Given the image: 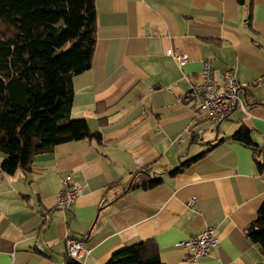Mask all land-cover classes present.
I'll use <instances>...</instances> for the list:
<instances>
[{"label":"crops","instance_id":"obj_1","mask_svg":"<svg viewBox=\"0 0 264 264\" xmlns=\"http://www.w3.org/2000/svg\"><path fill=\"white\" fill-rule=\"evenodd\" d=\"M94 4L95 46L89 68L73 76L71 117L85 119L101 142L57 144L37 154L30 171L0 168V264H64L70 237L83 241L82 264H104L146 238L165 264L264 263L247 235L264 200V171L251 148L226 139L244 124L264 150V0ZM168 48L187 61L177 63ZM206 59L220 84L229 70L249 85L238 91L245 111L234 109L216 127L189 97ZM142 168L161 182L130 188ZM62 178L81 189L71 209L56 206ZM207 226L219 244L189 259L178 242Z\"/></svg>","mask_w":264,"mask_h":264},{"label":"trees","instance_id":"obj_2","mask_svg":"<svg viewBox=\"0 0 264 264\" xmlns=\"http://www.w3.org/2000/svg\"><path fill=\"white\" fill-rule=\"evenodd\" d=\"M251 5L249 1V9ZM95 41L94 0H0L3 172L30 171L37 154L50 152L60 143L85 138L101 142L100 132L91 131L85 119L71 117L73 76L89 68ZM196 138L193 132L191 141ZM226 139L251 148L259 172L264 171V150L253 141L250 128L242 124ZM205 152L167 173L180 172ZM131 179L130 188L147 189L161 182L160 176L148 175L145 168L135 171ZM247 235L264 256V200ZM64 264L82 263L68 255ZM104 264L165 263L155 239L146 238L115 251Z\"/></svg>","mask_w":264,"mask_h":264},{"label":"built area","instance_id":"obj_3","mask_svg":"<svg viewBox=\"0 0 264 264\" xmlns=\"http://www.w3.org/2000/svg\"><path fill=\"white\" fill-rule=\"evenodd\" d=\"M166 54L179 64L187 61L185 53L172 48H168ZM247 87L249 85H241L229 70L224 72V81L220 84L213 74L211 60L206 59L202 63L200 80L191 84L189 97L194 105L204 110L211 125L216 127L234 109L241 108L245 111V102L239 96L238 91ZM61 182L62 188L58 193L56 206L61 209H71L81 189L67 178H62ZM189 201L191 203L193 198ZM218 244L219 237L212 226H207L196 236L178 242V246L186 252L189 259L206 258ZM66 250L70 257L77 260L86 254L83 241L73 237L66 239Z\"/></svg>","mask_w":264,"mask_h":264}]
</instances>
